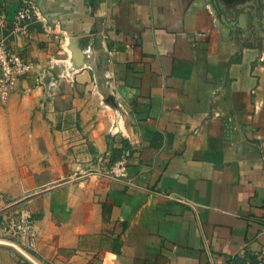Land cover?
<instances>
[{
	"label": "crops",
	"instance_id": "1",
	"mask_svg": "<svg viewBox=\"0 0 264 264\" xmlns=\"http://www.w3.org/2000/svg\"><path fill=\"white\" fill-rule=\"evenodd\" d=\"M32 1L46 29L9 44L73 70L50 96L28 75L0 98V208L29 209L34 259L256 264L264 0ZM18 2L0 11L11 20Z\"/></svg>",
	"mask_w": 264,
	"mask_h": 264
},
{
	"label": "built area",
	"instance_id": "2",
	"mask_svg": "<svg viewBox=\"0 0 264 264\" xmlns=\"http://www.w3.org/2000/svg\"><path fill=\"white\" fill-rule=\"evenodd\" d=\"M36 21H39L46 29L45 18L32 0H19L14 8L11 20L4 10L0 11L1 99H7L10 93L17 88L19 80L28 75L34 77L35 85L42 88L46 96L53 94L59 78H73V70L64 66L60 71H53L56 63L55 59L50 58L48 64L42 66L35 60L24 58L18 50L9 44L8 39L11 36L31 38L32 24ZM127 157V149L120 152L108 173L114 177L125 178L127 174ZM0 241L14 246L26 255H32L36 246V238L29 209L25 206H17V208L14 207V209L9 210L0 208ZM261 252L257 254L256 264H263L264 262V254ZM235 264H252V262Z\"/></svg>",
	"mask_w": 264,
	"mask_h": 264
},
{
	"label": "rangeland",
	"instance_id": "3",
	"mask_svg": "<svg viewBox=\"0 0 264 264\" xmlns=\"http://www.w3.org/2000/svg\"><path fill=\"white\" fill-rule=\"evenodd\" d=\"M20 200L21 199H18L15 203L19 204ZM32 254L33 257L32 255H26L14 246L0 241V264H46L35 260V255L34 253Z\"/></svg>",
	"mask_w": 264,
	"mask_h": 264
},
{
	"label": "water",
	"instance_id": "4",
	"mask_svg": "<svg viewBox=\"0 0 264 264\" xmlns=\"http://www.w3.org/2000/svg\"><path fill=\"white\" fill-rule=\"evenodd\" d=\"M219 1L225 2V1H228V0H219ZM238 1L241 2V3H249L251 6H254L258 2V0H238ZM231 2H234V1L231 0ZM111 98L112 97H109V99H111ZM108 101H110V100H108Z\"/></svg>",
	"mask_w": 264,
	"mask_h": 264
}]
</instances>
